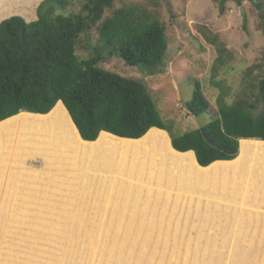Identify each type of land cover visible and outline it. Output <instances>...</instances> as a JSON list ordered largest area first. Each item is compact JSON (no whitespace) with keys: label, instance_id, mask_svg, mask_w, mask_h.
Wrapping results in <instances>:
<instances>
[{"label":"rangeland","instance_id":"obj_1","mask_svg":"<svg viewBox=\"0 0 264 264\" xmlns=\"http://www.w3.org/2000/svg\"><path fill=\"white\" fill-rule=\"evenodd\" d=\"M71 2L65 13H81L83 1ZM261 4L264 0H242L241 4L236 0L224 4L222 0H114L98 26L81 37L77 54L82 59L91 57L101 42L102 23L120 9L134 8L165 28L168 51L160 72L145 75L118 55H106L99 67L143 82L174 133L198 129L217 116L221 88L228 104L247 100L255 105L252 111L257 116L264 111L258 102L264 73ZM5 9L28 10L23 3L6 1L0 11ZM19 13L12 16L21 17ZM195 80L201 82L210 103L200 118L187 106ZM23 164L34 170L43 167L38 159ZM106 173L93 169V193L86 202H72L84 197L77 189L60 187L56 196L48 195L56 203H31L29 212L35 213L36 219L30 220L29 227L0 225V264H264V219L241 218L247 215L246 210L221 221L203 219L198 214L204 210L186 211L182 205L172 208L169 204L164 211L162 203L156 205L144 196L128 197L125 192L112 196L109 202L110 180L101 178ZM150 215L167 217H143Z\"/></svg>","mask_w":264,"mask_h":264},{"label":"trees","instance_id":"obj_2","mask_svg":"<svg viewBox=\"0 0 264 264\" xmlns=\"http://www.w3.org/2000/svg\"><path fill=\"white\" fill-rule=\"evenodd\" d=\"M5 1L23 3L28 10L21 14L15 9L1 10L0 21L17 13L30 21L42 0H0V6ZM82 1L78 14L65 13L71 0H44L36 21L27 23L14 16L0 23V123L23 112L47 115L62 102L81 138L89 143L103 132L139 140L156 128L169 133L176 151L194 152L204 168L235 160L241 140L264 141V111L255 116V105L247 100L228 104L223 88L217 116L198 129L174 133L143 82L99 67L106 55H118L145 75L159 73L168 51L164 26L134 8L120 9L100 26L101 42L93 55L82 59L77 54L81 37L98 26L114 0ZM260 13L264 17V4ZM259 91L258 102L264 105V73ZM187 106L195 118L210 108L198 80Z\"/></svg>","mask_w":264,"mask_h":264},{"label":"crops","instance_id":"obj_3","mask_svg":"<svg viewBox=\"0 0 264 264\" xmlns=\"http://www.w3.org/2000/svg\"><path fill=\"white\" fill-rule=\"evenodd\" d=\"M37 19L36 10L35 19L24 20L31 23ZM249 140H243L235 160L204 168L194 152L176 151L163 130L154 128L139 140L103 132L96 142L89 143L81 138L62 102L47 115L20 113L0 123V225L29 227L30 220L36 219L35 213L29 212L31 203H56L48 195L56 196L60 187L77 189L84 197L72 202H86L93 193V169L107 172L101 178L110 180L109 202L112 196L125 192L128 197L144 196L156 205L162 203L164 211L169 204L172 208L182 205L186 211L204 210L198 214L203 219L221 221L246 210L247 215L241 218L263 220L264 141ZM30 159L42 161L43 167H25L23 163ZM25 189L29 194H20L28 198L17 193Z\"/></svg>","mask_w":264,"mask_h":264},{"label":"bare ground","instance_id":"obj_4","mask_svg":"<svg viewBox=\"0 0 264 264\" xmlns=\"http://www.w3.org/2000/svg\"><path fill=\"white\" fill-rule=\"evenodd\" d=\"M22 118H28V117H22ZM23 124V123H22ZM21 123L19 124V126H23ZM250 141L249 139H244V141ZM192 158V157H191Z\"/></svg>","mask_w":264,"mask_h":264},{"label":"water","instance_id":"obj_5","mask_svg":"<svg viewBox=\"0 0 264 264\" xmlns=\"http://www.w3.org/2000/svg\"><path fill=\"white\" fill-rule=\"evenodd\" d=\"M101 135V134H100ZM119 138V137H118ZM240 151H241V142H240Z\"/></svg>","mask_w":264,"mask_h":264}]
</instances>
